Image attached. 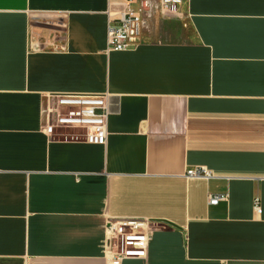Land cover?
I'll list each match as a JSON object with an SVG mask.
<instances>
[{"label": "crops", "instance_id": "obj_1", "mask_svg": "<svg viewBox=\"0 0 264 264\" xmlns=\"http://www.w3.org/2000/svg\"><path fill=\"white\" fill-rule=\"evenodd\" d=\"M123 3L0 0V264H107L109 218L153 222L122 264H264V0H185L188 39L107 52ZM57 94L108 96L104 146L42 132Z\"/></svg>", "mask_w": 264, "mask_h": 264}, {"label": "built area", "instance_id": "obj_2", "mask_svg": "<svg viewBox=\"0 0 264 264\" xmlns=\"http://www.w3.org/2000/svg\"><path fill=\"white\" fill-rule=\"evenodd\" d=\"M185 0H124L117 16H110L107 28V52H122L136 48L141 43L148 22L157 16L182 17ZM61 25V24H59ZM108 96H82L57 94L45 97L44 125L47 136L57 131H70L64 138L83 141L90 145L104 146L109 115ZM185 180H209L212 174L204 167L186 169ZM227 193L209 194L207 203L215 206L226 201ZM253 208L260 212V200L253 199ZM153 222L145 219L109 218L105 228V261L122 264L125 260L145 259L152 236Z\"/></svg>", "mask_w": 264, "mask_h": 264}, {"label": "rangeland", "instance_id": "obj_3", "mask_svg": "<svg viewBox=\"0 0 264 264\" xmlns=\"http://www.w3.org/2000/svg\"><path fill=\"white\" fill-rule=\"evenodd\" d=\"M42 22L43 21L39 19L34 21L36 26H42ZM44 27L53 28L48 25ZM144 35L148 38L160 41H182L191 36V30L182 17L167 19L155 15V17L148 22V27L143 31L141 38H143Z\"/></svg>", "mask_w": 264, "mask_h": 264}]
</instances>
